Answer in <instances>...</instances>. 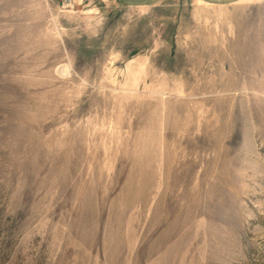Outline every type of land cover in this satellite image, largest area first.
<instances>
[{
  "label": "rangeland",
  "instance_id": "obj_1",
  "mask_svg": "<svg viewBox=\"0 0 264 264\" xmlns=\"http://www.w3.org/2000/svg\"><path fill=\"white\" fill-rule=\"evenodd\" d=\"M0 264H264V0H0Z\"/></svg>",
  "mask_w": 264,
  "mask_h": 264
}]
</instances>
